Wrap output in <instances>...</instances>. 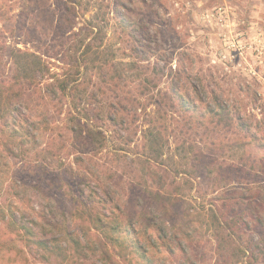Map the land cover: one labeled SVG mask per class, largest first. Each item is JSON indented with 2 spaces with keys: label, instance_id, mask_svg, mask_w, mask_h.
<instances>
[{
  "label": "rangeland",
  "instance_id": "rangeland-1",
  "mask_svg": "<svg viewBox=\"0 0 264 264\" xmlns=\"http://www.w3.org/2000/svg\"><path fill=\"white\" fill-rule=\"evenodd\" d=\"M21 68L35 75L20 106L35 140L0 147V264H146L94 220L154 234L150 216L178 231L173 253L151 250L165 264H235L210 210L264 199V0H0V84ZM212 93L245 129L215 127ZM9 202L100 237L109 262L98 245L53 255L20 241Z\"/></svg>",
  "mask_w": 264,
  "mask_h": 264
},
{
  "label": "trees",
  "instance_id": "trees-1",
  "mask_svg": "<svg viewBox=\"0 0 264 264\" xmlns=\"http://www.w3.org/2000/svg\"><path fill=\"white\" fill-rule=\"evenodd\" d=\"M32 73L26 68H21L14 72L6 85L0 84V147L7 156L13 154L14 146L11 144L12 142L20 146L24 141L35 140V131H32L35 124L31 117L25 115L20 108L22 104L30 103V96L34 94L30 87L32 80L35 79V75ZM74 81L65 79L60 82L59 89L63 95L71 94L76 90L77 86L73 84ZM213 94H210L211 101L206 106L208 115L212 116L211 119L216 122L214 124L215 127H230L234 123L232 124V118L228 114L229 108L226 104L219 102L217 96ZM177 102L179 103V109L185 112L191 109L181 95L177 96ZM122 107L124 105H121L120 108ZM235 120L240 121L239 117H236ZM234 125L238 130L240 128L245 129L243 123ZM17 138L21 139L17 140ZM242 144L244 145L245 143ZM257 144L258 148L264 150V140ZM262 160L264 161V158ZM260 164L263 163L261 162ZM261 167L263 168L264 165ZM111 200H109L110 203H112ZM14 205V202H9L6 213L8 215V224L14 225L20 231V241L29 246L38 247L44 253L53 255L65 251L68 252L69 249L79 254L84 249L89 250L93 246L98 245L96 247L100 249V251L98 250L99 254L102 250L101 254L109 262L106 252L107 247L100 237H95L93 243L88 232L83 231L82 237L77 238L72 234L74 231L73 226L69 223H72V221H69L66 217L58 219L54 211L48 209L44 212L40 207L35 212V215L30 216L29 213L24 211L20 213ZM239 208L240 212L232 213V216L229 217L225 211L210 210L212 222L223 230L230 242L231 247L228 250V259L234 261L235 264H264V199H258L256 203L250 201ZM17 216L21 219L17 218ZM26 216H30L28 221H25ZM149 218H153L151 224L154 227V234L148 233L144 225H141L138 231H134L127 221H123L120 227L119 220L116 218L101 223L100 217H97L94 220V229L101 236L106 234L104 235L106 240L113 244L122 245L124 242L130 241V254H135L140 262L165 264L163 260L154 257V253L151 250L154 249L157 253H160L161 250L169 254L173 253L176 245L180 244V241L177 240L178 231H172L174 228L167 229L166 224L156 216H150ZM119 230H121L122 237ZM128 234H131L134 239L132 237L128 239ZM184 235L191 238L190 233H184ZM187 250L184 247L182 248L184 260L189 262L191 258L187 256ZM224 250L226 249L219 244L215 249L218 253V258L225 257ZM44 259L46 260L47 258ZM60 259L67 262L70 261V259L65 257Z\"/></svg>",
  "mask_w": 264,
  "mask_h": 264
}]
</instances>
